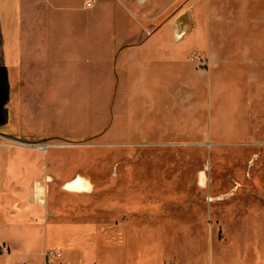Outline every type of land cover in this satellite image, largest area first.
Segmentation results:
<instances>
[{"label":"rangeland","instance_id":"1","mask_svg":"<svg viewBox=\"0 0 264 264\" xmlns=\"http://www.w3.org/2000/svg\"><path fill=\"white\" fill-rule=\"evenodd\" d=\"M179 8L178 39L199 24L195 39L223 54L221 68L192 53L197 82H212L197 137L116 146L47 131L43 91L0 70V264H264V0ZM48 167L52 182L28 176ZM32 201L47 207L38 217L20 212ZM24 222L43 230L25 241L11 231Z\"/></svg>","mask_w":264,"mask_h":264},{"label":"crops","instance_id":"2","mask_svg":"<svg viewBox=\"0 0 264 264\" xmlns=\"http://www.w3.org/2000/svg\"><path fill=\"white\" fill-rule=\"evenodd\" d=\"M107 3L0 0V70L11 69L15 89L43 91L35 107L47 131L116 146L156 147L168 138L197 137L198 115L206 121L210 109L212 117L211 102L197 103L198 90H211L212 82H197L192 53L203 49L221 68L223 54L207 38L195 39L199 24L178 39L180 0ZM192 7L198 17L197 5ZM191 38L194 44L182 52L179 43ZM37 174L43 185L57 172L48 167L28 176ZM32 205L20 212L38 217L47 208ZM42 230L28 222L11 227L25 241Z\"/></svg>","mask_w":264,"mask_h":264},{"label":"bare ground","instance_id":"3","mask_svg":"<svg viewBox=\"0 0 264 264\" xmlns=\"http://www.w3.org/2000/svg\"><path fill=\"white\" fill-rule=\"evenodd\" d=\"M105 10V9H104ZM79 14V13H78ZM80 17V16H79ZM85 18V17H84ZM78 19V18H77ZM80 20V19H79ZM110 20V19H109ZM84 22V21H83ZM83 22H81V23H83ZM104 22V21H103ZM85 23V22H84ZM70 25V24H69ZM90 27V26H89ZM79 32V31H78ZM181 36H179L178 38H180ZM59 69H60V67H59ZM57 70V69H56ZM61 70V69H60ZM79 72V71H78ZM81 73V72H80ZM57 74V73H56ZM53 75H55V74H53ZM53 89V88H52ZM77 89V88H76ZM73 91V90H72ZM68 99V98H67ZM71 101V100H70ZM82 178V177H81ZM28 236V235H27Z\"/></svg>","mask_w":264,"mask_h":264},{"label":"water","instance_id":"4","mask_svg":"<svg viewBox=\"0 0 264 264\" xmlns=\"http://www.w3.org/2000/svg\"><path fill=\"white\" fill-rule=\"evenodd\" d=\"M177 37H179V35L177 34Z\"/></svg>","mask_w":264,"mask_h":264}]
</instances>
